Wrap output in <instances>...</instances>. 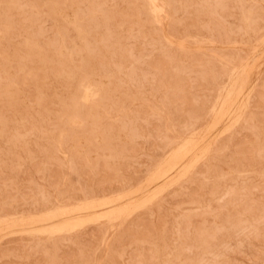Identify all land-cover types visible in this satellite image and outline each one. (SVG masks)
I'll list each match as a JSON object with an SVG mask.
<instances>
[{
	"label": "rangeland",
	"instance_id": "374dc122",
	"mask_svg": "<svg viewBox=\"0 0 264 264\" xmlns=\"http://www.w3.org/2000/svg\"><path fill=\"white\" fill-rule=\"evenodd\" d=\"M152 1L0 0V264H264V0Z\"/></svg>",
	"mask_w": 264,
	"mask_h": 264
},
{
	"label": "bare ground",
	"instance_id": "6f19581e",
	"mask_svg": "<svg viewBox=\"0 0 264 264\" xmlns=\"http://www.w3.org/2000/svg\"><path fill=\"white\" fill-rule=\"evenodd\" d=\"M147 1V0H146ZM149 1V0H148ZM152 0H150V2H151ZM167 1H169V0H167ZM175 1V0H174ZM145 2V1H144ZM153 2V1H152ZM160 2V1H159ZM163 3V2H162ZM171 3V2H170ZM169 3V4H170ZM173 4V3H172ZM145 5V4H144ZM147 5V4H146ZM154 5H157V4H154ZM150 6V5H149ZM171 6V5H170ZM158 8H159V5L157 6ZM172 8V7H171ZM157 9V8H156ZM175 9V8H174ZM153 10V9H152ZM162 10V9H161ZM149 11H151V10H149ZM154 11V10H153ZM158 11H159V9H158ZM157 12V11H156ZM160 12V11H159ZM163 13V12H162ZM159 14V13H158ZM158 16V15H157ZM153 17H155V16H153ZM159 17V16H158ZM161 18V17H160ZM164 18V17H163ZM158 19V18H157ZM165 21V20H164ZM159 23V22H158ZM253 34V33H252ZM67 36V35H66ZM65 36V37H66ZM65 37H63V38H65ZM70 39V38H69ZM63 40V39H62ZM80 43V42H79ZM77 46H78V44H76ZM76 46V47H77ZM84 47V46H83ZM66 49H67V47H66ZM69 49V48H68ZM73 49H75V48H73ZM72 49V50H73ZM65 50V49H64ZM71 50V51H72ZM82 49H80V51H81ZM74 51V50H73ZM72 51V52H73ZM75 52H77L76 50H75ZM69 57H71L70 55H69ZM70 65V64H69ZM239 69V68H238ZM237 71H239V70H237ZM236 71V72H237ZM245 71V70H244ZM71 72V71H70ZM241 72H242V70H241ZM241 72H239V73H241ZM73 74V73H72ZM236 74V73H235ZM238 75V74H237ZM245 75V74H244ZM62 76V75H61ZM60 76V77H61ZM63 76H65V74L63 75ZM63 78V77H62ZM238 78V77H237ZM65 79V78H64ZM66 80V79H65ZM246 83H247V75H245L244 77L242 76V78L240 79V81H239V85H238V87H237V89H235V95H236V93H241L242 92V89H243V87H245L246 86ZM232 88V87H231ZM233 90V89H232ZM230 91V90H229ZM227 93V92H226ZM228 94V93H227ZM232 95V94H231ZM240 95V94H239ZM230 96V95H229ZM234 96V95H233ZM237 96H238V94H237ZM226 98H228V97H226ZM234 98V97H233ZM232 99V98H231ZM238 99V98H237ZM229 100V99H228ZM232 100H234V99H232ZM235 100H236V98H235ZM231 101V100H230ZM229 101V102H230ZM40 102V101H39ZM38 102V103H39ZM225 103H228V102H225ZM235 103V102H234ZM42 104V103H41ZM41 104H39V105H41ZM232 105H230V107H231ZM224 107V106H223ZM222 109V108H221ZM224 110H226V109H224ZM223 110V111H224ZM221 113H222V111H220ZM226 112H227V110H226ZM225 112V113H226ZM5 115V114H4ZM2 116V115H1ZM7 122H8V120H7ZM2 123V122H1ZM3 125V124H2ZM4 128V127H3ZM5 131V130H4ZM4 140V139H3ZM196 146H197V144L196 145H189L188 146V148L187 149H185L184 151H181V152H179V153H175V156L174 157H172V159H173V161H171L170 162V165H168L167 167L164 165V166H162L161 168H159V170H157L156 172H154V174H152L151 175V177L146 181V184L141 188V189H139V190H137L135 193H137V194H139V195H143L145 192V194L144 195H146V194H148L147 192L149 191V189L154 185L153 183H155V181H159V180H165V179H167L168 177H169V172L173 169V168H175L177 165H178V163H179V160L178 159H182L183 158V156H186V155H190V154H194L195 152H194V150H195V148H196ZM199 149V148H198ZM202 150V149H201ZM205 150V149H204ZM200 151V150H199ZM178 152V151H177ZM203 153V152H202ZM195 155V154H194ZM196 156V155H195ZM171 159V160H172ZM194 161V160H193ZM196 162V161H195ZM194 163V162H193ZM187 166H189V165H187ZM192 166V165H191ZM190 166V167H191ZM173 171V170H172ZM151 186V187H150ZM171 186V185H170ZM150 187V188H149ZM130 194H134V193H130ZM129 194V195H130ZM126 196V195H125ZM129 199H132V198H129ZM144 200V196H141L140 198H138V199H135V201H134V199H133V201H130V203H132V205H140V203L141 202H143V204L145 203V201H143ZM115 201V199L114 200H112L111 199V202H103V203H98V204H94V202H91L90 200H86V202H85V204L82 206V210H85V211H89V209H91V208H99V210H100V208H102V207H104V206H108V205H110L111 203H113ZM129 203V204H130ZM127 204H128V202H127ZM131 205V206H132ZM137 205V206H138ZM127 206H129V205H127ZM126 206V207H127ZM79 209V208H78ZM109 209L111 210V214H113V213H116V212H120L121 210H119V209H117V208H115V206L113 207H109ZM56 210V209H55ZM63 210V209H62ZM66 210V209H65ZM119 210V211H118ZM57 211V210H56ZM96 211H98V210H96ZM128 211V210H127ZM55 212V211H54ZM58 212V211H57ZM106 212V211H105ZM107 213H110V211H108ZM121 213V212H120ZM119 213V214H120ZM101 214V213H100ZM99 214V215H100ZM104 214V213H103ZM106 214V213H105ZM110 215V214H109ZM118 215V214H117ZM108 216V215H107ZM118 216H120V215H118ZM55 218V216H49V217H45L44 219H41V220H38V222L40 223V222H45V221H50V220H52V219H54ZM88 220H90V219H87V221ZM86 221V220H85ZM83 221H82V219L80 218V216H78V215H75V216H73L72 218L70 217L68 220H64V222H62V223H60V224H57L56 226H54V229H51V230H49V234H50V232L51 233H53V232H62V231H65V230H68V229H70L71 230V228L73 229L77 224H79V223H82ZM44 224H46V223H44ZM30 225V224H29ZM78 227V226H77ZM51 228V227H50ZM47 229V228H46ZM46 229H44V231H46ZM48 230V229H47Z\"/></svg>",
	"mask_w": 264,
	"mask_h": 264
}]
</instances>
